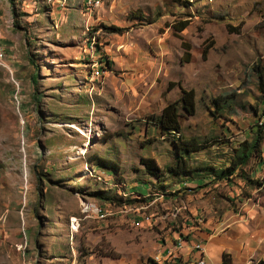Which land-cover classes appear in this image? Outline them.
Returning <instances> with one entry per match:
<instances>
[{
    "label": "rangeland",
    "instance_id": "rangeland-1",
    "mask_svg": "<svg viewBox=\"0 0 264 264\" xmlns=\"http://www.w3.org/2000/svg\"><path fill=\"white\" fill-rule=\"evenodd\" d=\"M8 1L0 39L15 49L0 59V250L13 254H0V264H21L18 245L32 264L185 263L199 239L221 244L216 253L204 244L207 264L222 254L227 264L263 259L264 135L239 173L259 188L236 172L196 187L198 175L163 169L175 152L153 118L180 88L193 91V113L178 109L181 136L205 145L187 155L191 167H224L251 140L264 108V0ZM94 154L115 162V174L89 166ZM140 157L154 159L160 175ZM116 196L131 202L117 205ZM83 202L103 215L81 214Z\"/></svg>",
    "mask_w": 264,
    "mask_h": 264
},
{
    "label": "trees",
    "instance_id": "trees-1",
    "mask_svg": "<svg viewBox=\"0 0 264 264\" xmlns=\"http://www.w3.org/2000/svg\"><path fill=\"white\" fill-rule=\"evenodd\" d=\"M82 1L84 2V0ZM183 3L187 4V2H183ZM12 24L14 25V22ZM187 24H188V19L179 20L174 24H172V28L175 32H180L185 28ZM180 44L183 47L181 61L187 62L190 57L189 44L184 41H181ZM207 48H208L207 46L203 47L202 55L206 53ZM104 65L107 68L110 67V61L105 59ZM30 79H31V85L34 86L36 84L35 74L31 75ZM257 79H258L259 90L264 94V79L261 71L259 70H257ZM219 101L220 99L218 98V99H214L212 102V104L215 107L214 109L216 110V113L218 115H220V111L222 109V105L221 103H219ZM179 106L186 114L193 113L194 94L191 89L180 88V95L178 97V100L165 104L162 107L159 115L153 118L161 134H171L170 141L173 144V148L175 152L174 156L176 161L173 163V165L163 166L165 172L169 173L170 175H181L184 177H189L191 176V174L198 175L197 178L194 179L195 181L194 183L196 187L200 185L199 184L200 181H204V179H209V177L229 180V177L236 172L237 173L236 175H242L241 176L242 179L246 180V182L250 186L259 188L261 186L259 181L252 178H247L243 176V174H239V173H241V168L247 163L251 153L261 151L260 143L264 135V123L258 125L257 119L254 121L253 124L254 128H251L253 134L251 140L249 141L243 140L241 143L238 144L236 148H233L232 156L229 158V162L226 166L218 167V168H215L211 165L191 167L187 163V159H186L187 155L190 152L202 149L203 147H205V145L201 143L199 144V142H197L195 139H185L181 136L179 119H178ZM252 110L253 113L256 114L257 111L256 108L253 107ZM261 112L264 113V108L260 110L259 114ZM259 114H257V116ZM208 142L210 143L208 145H212L211 142L214 143L216 142V140H210ZM139 161L145 167L147 173L151 174L154 177H158L160 175L162 168L156 164L154 159L150 157H140ZM86 163L90 164L89 166L94 165L99 169L108 170L113 175L115 174V170L117 167V164L112 160L96 154L89 156L86 159ZM197 171H204V174L195 173ZM135 193L139 196H142L140 193L137 192ZM93 194L99 199L113 202V196L109 194H102L101 191H94ZM118 196H116L118 199L114 200L115 204L117 205L121 204L122 201H124L125 203L131 202V199L126 198L122 200V198ZM227 263H228V258L226 257L225 254H222V259L220 261V264H227ZM147 264H165V263L164 262L157 263L154 260L149 259V262ZM175 264H185V263H182L180 262V260H178ZM255 264H264V258L258 260Z\"/></svg>",
    "mask_w": 264,
    "mask_h": 264
},
{
    "label": "built area",
    "instance_id": "built-area-1",
    "mask_svg": "<svg viewBox=\"0 0 264 264\" xmlns=\"http://www.w3.org/2000/svg\"><path fill=\"white\" fill-rule=\"evenodd\" d=\"M0 56H3V57H6V52H5V49H4V47H3V44L0 42ZM98 73L99 72H90V78L91 79H93V78H95L97 75H98ZM264 123V113H261L259 116H258V118H257V124L258 125H261V124H263ZM91 173V172H90ZM100 177H97V179H99ZM122 195H126L124 192H123V190H122V193H121ZM88 211H90V212H92V213H94V214H98V213H100L99 214V216H102L103 214V212H102V210L99 208V207H97L96 205H94V204H92V203H86V202H83L82 204H81V210H80V213L81 214H83V215H85L86 214V212H88ZM68 226H69V229L70 230H72V229H74L76 226H77V219H76V217H74V216H71V217H69V219H68ZM189 248H190V251L191 252H193L195 255L192 257H190L189 259H188V262H185V264H207V262H206V256H205V254H204V250H205V248H204V245H203V243L201 242V240H198V241H196V242H193L190 246H189ZM16 249L17 250H19L20 252H22L21 250H20V245H18L17 247H16ZM22 255H23V252H22ZM153 260V259H152ZM154 261L155 262H157V258L156 259H154ZM158 263V262H157ZM161 263V262H160ZM21 264H32V261L30 260V259H27V260H23L22 262H21ZM68 264H75L74 262H72V261H70Z\"/></svg>",
    "mask_w": 264,
    "mask_h": 264
},
{
    "label": "crops",
    "instance_id": "crops-1",
    "mask_svg": "<svg viewBox=\"0 0 264 264\" xmlns=\"http://www.w3.org/2000/svg\"><path fill=\"white\" fill-rule=\"evenodd\" d=\"M32 2H31V4H35L34 1H32ZM11 4H14V3L13 2L12 3L9 2L8 0H0V25L3 24L4 27H6V26L9 25L8 22L11 23V16H12ZM0 40H1V43L3 44L4 49H5L6 56H10L11 57V55H9L10 54L9 52H11L12 50L15 49L14 41L11 42L10 44H5L2 39H0ZM199 240H201L203 242L202 239H199ZM204 244H205V247H207L208 251H211L213 253H216L221 248V244L218 243V241H211L209 243L208 242H205V243H203V245ZM8 251H10L11 254H13V250L12 249H2V250H0V254L10 256V253ZM17 251H18L17 254L19 253L20 256H21V262L23 260H27V259H30L31 260L30 256H26L24 258L23 255H22V252H20L19 250H17ZM205 252H206V250H205ZM18 259L16 257L15 261H17ZM206 262H207V257H206Z\"/></svg>",
    "mask_w": 264,
    "mask_h": 264
},
{
    "label": "bare ground",
    "instance_id": "bare-ground-1",
    "mask_svg": "<svg viewBox=\"0 0 264 264\" xmlns=\"http://www.w3.org/2000/svg\"><path fill=\"white\" fill-rule=\"evenodd\" d=\"M0 42H1V40H0ZM3 56H0V59L2 58Z\"/></svg>",
    "mask_w": 264,
    "mask_h": 264
}]
</instances>
